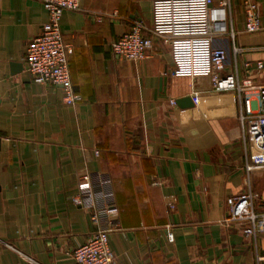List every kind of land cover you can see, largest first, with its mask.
I'll list each match as a JSON object with an SVG mask.
<instances>
[{
    "label": "crops",
    "instance_id": "0c3cea01",
    "mask_svg": "<svg viewBox=\"0 0 264 264\" xmlns=\"http://www.w3.org/2000/svg\"><path fill=\"white\" fill-rule=\"evenodd\" d=\"M255 1V34L243 32L242 0L231 2L242 52H229L228 69L243 79V63L261 61L250 78L264 84V0ZM138 19L151 24L152 0H80L79 10L63 11L59 29L73 48L71 84L81 98L69 106L60 87L24 71L27 44L48 20L44 6L0 0V264H74L72 252L96 229L71 204L84 173L112 181L117 264H255L241 231L220 223L247 175L236 96L213 93L207 77H172L160 41L142 62L114 58L110 44ZM185 97L192 108L169 104ZM248 158L264 211V167ZM258 247L264 256V235Z\"/></svg>",
    "mask_w": 264,
    "mask_h": 264
},
{
    "label": "built area",
    "instance_id": "2783aa9c",
    "mask_svg": "<svg viewBox=\"0 0 264 264\" xmlns=\"http://www.w3.org/2000/svg\"><path fill=\"white\" fill-rule=\"evenodd\" d=\"M42 3L48 20L40 34L26 47L22 58L24 71L41 86H58L63 92V103L75 105L81 100L71 84L68 58L71 45L64 43L59 23L63 11L79 10L80 0H36ZM232 0H152V21L148 25L138 19L130 30L110 44L114 58L123 62L139 63L148 56L153 41L169 46L173 63L170 75L178 77H207L213 93L233 92L238 105L237 119L244 145L246 177L244 191L226 198V214L220 222L225 228L236 226L253 252L255 264H262L259 239L264 235V211L260 209L259 195L252 190L248 176L250 164L264 167V84H257L250 76L261 71V61H245L247 77L239 79L228 69L231 51L234 59L241 54L236 44L232 24ZM244 33L260 31V19L255 0H242ZM113 17L116 14H112ZM171 106H176L170 100ZM71 204L87 212L95 231L86 242L72 252L74 264H117L109 247V237L117 231L118 208L109 176L84 173L76 184ZM166 237L174 242L171 230Z\"/></svg>",
    "mask_w": 264,
    "mask_h": 264
},
{
    "label": "water",
    "instance_id": "95a60500",
    "mask_svg": "<svg viewBox=\"0 0 264 264\" xmlns=\"http://www.w3.org/2000/svg\"><path fill=\"white\" fill-rule=\"evenodd\" d=\"M12 73H18L22 71V65L21 64H12ZM176 106L179 109H187L193 107V102L190 97L180 98L175 101Z\"/></svg>",
    "mask_w": 264,
    "mask_h": 264
}]
</instances>
